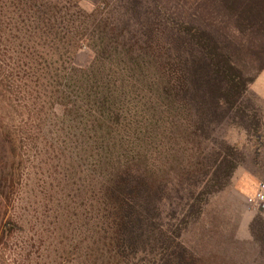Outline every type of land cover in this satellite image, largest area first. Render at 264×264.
<instances>
[{
    "label": "trees",
    "instance_id": "trees-1",
    "mask_svg": "<svg viewBox=\"0 0 264 264\" xmlns=\"http://www.w3.org/2000/svg\"><path fill=\"white\" fill-rule=\"evenodd\" d=\"M83 2L0 0V233L18 144L36 138L64 157L58 220L76 221L69 249L49 222L57 252L79 264H264L260 216L248 241L193 232L246 159L229 128L264 139L249 90L264 70V0Z\"/></svg>",
    "mask_w": 264,
    "mask_h": 264
},
{
    "label": "rangeland",
    "instance_id": "rangeland-1",
    "mask_svg": "<svg viewBox=\"0 0 264 264\" xmlns=\"http://www.w3.org/2000/svg\"><path fill=\"white\" fill-rule=\"evenodd\" d=\"M96 1L84 0L83 5L92 10ZM90 60L91 52L83 48L75 61L77 66L84 67ZM249 90L264 112V70ZM227 137L244 152L246 159L234 173L230 185L210 199L193 232L199 236L205 229L248 241L251 222L257 216L264 219V211L251 209L247 202L264 183V139L261 135L252 136L234 128H229ZM18 155L17 191L3 219L7 231L0 233V264H79L78 257L67 256L63 249L57 252V240H53L51 234L58 235L59 240L63 238L66 249L70 248L76 221L72 217L71 220H58L61 215L62 219L66 218L63 211L69 201L64 200L66 194L61 180L54 174L61 170L64 157L47 153L46 143L36 138L18 144ZM44 194L47 196L41 199ZM51 221L59 224L58 230L64 226V237L60 238L58 230H53L54 224L49 226ZM71 221L73 224L69 226L67 222Z\"/></svg>",
    "mask_w": 264,
    "mask_h": 264
},
{
    "label": "built area",
    "instance_id": "built-area-1",
    "mask_svg": "<svg viewBox=\"0 0 264 264\" xmlns=\"http://www.w3.org/2000/svg\"><path fill=\"white\" fill-rule=\"evenodd\" d=\"M248 206L251 209L257 210L259 212L264 211V183H261L254 195L247 199Z\"/></svg>",
    "mask_w": 264,
    "mask_h": 264
}]
</instances>
